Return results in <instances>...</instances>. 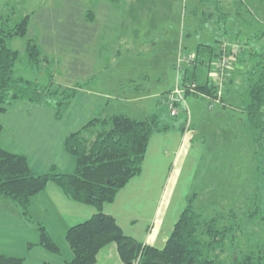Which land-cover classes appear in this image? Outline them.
<instances>
[{"label": "rangeland", "instance_id": "obj_1", "mask_svg": "<svg viewBox=\"0 0 264 264\" xmlns=\"http://www.w3.org/2000/svg\"><path fill=\"white\" fill-rule=\"evenodd\" d=\"M9 1L18 10L17 15L22 14L23 8L30 5L28 0ZM146 1L138 3L139 7L135 4L133 9L125 11V16L134 19L135 24L122 28L128 29V32L135 30L134 36L137 39L142 37L147 27L152 31L155 25V28L160 30L155 31L156 33L150 37L151 33H148L146 40L128 43L129 45L119 38L116 48L121 50V54L114 56L107 67L102 68L98 62L92 63L95 73L99 70L103 72L98 74L92 86L88 87L108 93L131 95L133 90L127 87L131 84H138L139 87L145 85L146 92L155 90L161 92L169 86H173L170 89L172 90L178 79V84L185 86L181 83L182 68L193 61L184 63L179 69L177 67L179 55H190L180 51V48L194 53L199 43L213 44L220 51L213 58L214 76L210 83L215 88L216 76L219 74L216 65L224 57H230L229 67L224 69L221 78V96L214 99L185 94L180 110L185 114V109L189 111L193 125L190 135L196 139L204 137L199 145L202 159L195 163L186 176V179L192 176L188 193L191 195L197 191L195 203L197 209H205L208 215L214 212L223 213L227 222L230 209L237 212L239 218H245V215L254 209L252 194L256 192V202L260 207L259 215L264 216V133L259 131L253 133L246 112L242 109L248 99V73L254 65L248 45L253 46L252 50L264 49V0ZM221 12L224 15H220ZM161 29H166L167 34L163 35ZM236 30L238 31L235 32ZM237 35L240 39L236 37ZM21 40H25V37H16L11 42V46L19 52L14 66L16 74L24 73L22 75L29 79L37 77L42 85L51 82L54 87L71 86L75 81H81L83 74H74L75 76L73 73L64 74L59 72L60 68L53 63L45 68L40 67V72L36 68L34 70L28 67L26 52L19 47ZM107 41L108 38L102 40L98 52L108 48ZM101 56L104 57V54ZM144 75L147 76L143 77ZM158 76L160 79H157ZM234 79L235 86L228 90L225 83L227 84L229 80L233 83ZM166 93L163 97L166 109L155 110V107L152 112L158 114L161 122L173 124L180 116L170 115ZM71 102L69 107L64 105L65 108H69L71 113H79L81 92ZM153 105L154 103L152 107ZM64 106L59 109L60 113L64 112ZM113 106L107 107L106 111H124L137 118L143 115L142 111H132L130 104ZM0 117L3 120L5 114H0ZM260 135L263 137L256 139ZM182 205H186V200ZM32 219H28L20 208L0 195V253L24 257L25 264L62 262L69 259L67 253L70 254L71 250L64 237L57 231L53 235L60 246V253H52L37 244V224ZM241 225L243 230L238 246L242 250L249 244L262 242L264 223L259 220L248 222L246 219L241 221Z\"/></svg>", "mask_w": 264, "mask_h": 264}, {"label": "trees", "instance_id": "obj_2", "mask_svg": "<svg viewBox=\"0 0 264 264\" xmlns=\"http://www.w3.org/2000/svg\"><path fill=\"white\" fill-rule=\"evenodd\" d=\"M17 12L12 4L0 6V113L14 102L27 101L44 107L53 106L56 108L55 115L59 117V109L71 103L77 90L90 86L97 76H90L71 86L54 87L51 82L42 85L16 74L14 66L19 52L11 46V42L16 37L26 36L30 19L29 13L17 15ZM252 49L250 46V58L254 60V65L248 73V99L242 109L253 133H264V49ZM25 52L28 67L40 68L46 60L31 38L26 39ZM219 52L213 44L197 45L193 63L182 68L181 83L196 84L195 91L186 95L214 99L219 96L215 86L209 81H201L197 74L198 69L208 67ZM127 87L131 90L141 88L138 84ZM185 110L184 118L177 124L161 122L157 113L138 118L124 111L96 114L64 138L63 147L75 160L74 169L68 173L56 172L54 166L44 173H35L24 154L0 146V195L20 208L28 219L32 218L30 205L33 196L49 182L56 184L71 200L96 208L89 218L67 228L64 238L71 250V258L61 263L43 264H94L98 251L111 242L116 244L123 264H264V239L259 244L247 245L244 250L238 246L243 230L241 221L259 220L264 223V216L259 215L256 192L252 194L254 209L245 218H239L237 212L230 209L227 222L223 213L208 215L205 209H197L196 192L187 195L186 205L162 247L145 244L126 235L114 216L103 211V205L112 202L129 179L141 172L152 133L175 125L183 131L190 128L189 111ZM258 137L263 136L256 139ZM36 224L37 244L52 253H60L58 242L46 226L41 222ZM0 264H25V260L21 256L0 253Z\"/></svg>", "mask_w": 264, "mask_h": 264}, {"label": "crops", "instance_id": "obj_3", "mask_svg": "<svg viewBox=\"0 0 264 264\" xmlns=\"http://www.w3.org/2000/svg\"><path fill=\"white\" fill-rule=\"evenodd\" d=\"M142 1L146 0H28L30 5L23 8L22 14H30L29 26L25 40L19 41L20 50L25 51L26 39L31 38L46 58L41 67L45 68L53 63L60 68L59 72L64 74H83L81 81L93 75L98 76L103 70L95 73L92 63L98 62L102 68L107 67L114 56L121 54V50L116 48L119 38L128 44L146 40L148 33H151L150 37L160 30L155 28V25L152 31L147 27L142 37L137 39L134 36L135 30L128 32V29L122 28L135 24L134 19L125 16V11L133 9V5ZM5 3L11 4L9 0H0V6ZM161 32L163 35L167 34L166 29H161ZM236 37L240 39V36ZM107 38L108 48L98 52L102 40ZM180 51L194 55L192 52L183 51L182 48ZM213 64L212 60L208 67L198 69L197 74L201 81H212ZM36 69L40 72V68ZM22 74L24 73L19 75ZM30 79L41 83L37 77ZM157 79H160V76ZM78 81L80 80L74 83ZM178 82L179 79L176 84ZM226 86L228 90L235 86V79L233 83L229 80ZM172 87H166L161 92H146V86L143 85L140 93L139 89H133L131 95L84 87L77 90L73 98L74 100L81 92V112L78 108L79 113H71L70 109L64 106L65 110L59 117L55 115L53 106L44 107L27 101L14 102L0 113L5 114L3 120L2 116L0 117V146L8 151L24 154L35 173H44L52 166L59 173L71 172L75 160L63 147L64 138L69 132L78 130L96 114L111 113L106 111L111 105L130 104L132 111L143 112L142 117L150 114L155 107V110L166 109L163 97ZM184 115L185 112H180L177 115L180 119L174 121L175 124L184 118ZM191 128L193 125L190 120V128L184 131L175 125L173 128L152 133L147 143L141 172L129 179L112 202L103 205V211L114 216L126 235L156 247L165 244L184 207L183 201L190 195L188 188L192 176L186 179L187 173L202 159L199 145L204 137L196 139L191 136ZM194 192L196 203L197 191ZM95 212V207L68 198L53 182L47 183L41 192L34 195L30 205L33 220L46 226L53 238L55 231L64 237L68 227L84 221ZM68 255L70 259L71 251ZM94 264H123L117 254L116 244L111 242L103 246L98 251Z\"/></svg>", "mask_w": 264, "mask_h": 264}, {"label": "built area", "instance_id": "obj_4", "mask_svg": "<svg viewBox=\"0 0 264 264\" xmlns=\"http://www.w3.org/2000/svg\"><path fill=\"white\" fill-rule=\"evenodd\" d=\"M230 57H224L219 63H217L216 68L219 70V74L216 76V89L218 92V95L221 94L220 92V87H221V78L222 75L224 74V69L229 67V62L228 60ZM194 56L193 55H184L182 56L181 54L179 55L178 58V65L177 67L180 69L184 63H187L188 61H193ZM195 86L196 84L194 82L192 83H187L185 86L176 84V86L170 90L167 91L166 93V103H167V108L169 110L170 115L175 116L179 113L181 110V105L184 102L185 99V94L187 92L193 93L195 91ZM218 86V88H217Z\"/></svg>", "mask_w": 264, "mask_h": 264}]
</instances>
